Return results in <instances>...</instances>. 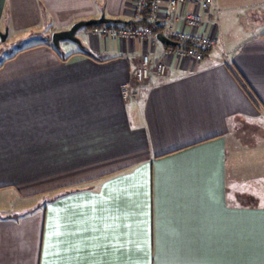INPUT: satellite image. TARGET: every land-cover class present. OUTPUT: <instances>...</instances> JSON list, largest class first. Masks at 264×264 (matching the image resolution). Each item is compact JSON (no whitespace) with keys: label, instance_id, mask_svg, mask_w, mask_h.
I'll return each instance as SVG.
<instances>
[{"label":"crops","instance_id":"0c3cea01","mask_svg":"<svg viewBox=\"0 0 264 264\" xmlns=\"http://www.w3.org/2000/svg\"><path fill=\"white\" fill-rule=\"evenodd\" d=\"M133 2L0 0V264H264V205L240 201L264 169V0L183 5L217 41L199 63L92 27L53 47L133 27ZM144 54L166 73L134 98Z\"/></svg>","mask_w":264,"mask_h":264},{"label":"built area","instance_id":"2783aa9c","mask_svg":"<svg viewBox=\"0 0 264 264\" xmlns=\"http://www.w3.org/2000/svg\"><path fill=\"white\" fill-rule=\"evenodd\" d=\"M163 0H151L148 4L147 22L156 23L160 28V33L169 39L185 44L187 47H169V52L179 59H188L199 63L204 58V53L217 48L215 38L203 34L201 31L202 19L197 12H187L181 14L180 8L183 5H191L207 12L212 6L213 0H166V11H161ZM146 0H134L132 11L134 19L137 21L141 17L142 10L146 6ZM182 20L187 30L178 31L175 23ZM93 33L97 35L109 36L118 39L121 42L132 40L147 41L156 40L155 33L149 27H130L118 25H98L93 27ZM222 61L226 58L222 56ZM166 65L163 62H153L149 55H142L134 63L132 71L133 90L130 93L132 97L137 98V88L148 79L155 76L164 77Z\"/></svg>","mask_w":264,"mask_h":264},{"label":"rangeland","instance_id":"374dc122","mask_svg":"<svg viewBox=\"0 0 264 264\" xmlns=\"http://www.w3.org/2000/svg\"><path fill=\"white\" fill-rule=\"evenodd\" d=\"M239 27L241 30L243 29L242 25H239ZM246 29H248V27H246ZM6 47L7 44L4 47L5 53L7 52L6 50H8ZM241 131H243V133H248L252 139V141H250V138H243L242 140L249 143H254L255 133H258L254 127H244ZM246 161H248L247 166L242 168L240 171L241 176L245 179V181H243L245 183L242 187L245 190V194L240 197V201L242 203L250 204L251 206L264 205V169L260 168V164L258 161H255L253 157H250Z\"/></svg>","mask_w":264,"mask_h":264},{"label":"water","instance_id":"95a60500","mask_svg":"<svg viewBox=\"0 0 264 264\" xmlns=\"http://www.w3.org/2000/svg\"><path fill=\"white\" fill-rule=\"evenodd\" d=\"M106 24H111V25H125L126 23L122 20L119 19H109L104 17V15H101L97 19H91V20H86V21H78L71 25L67 30L63 31H56L51 34V43L54 48H59V43L61 41H70L73 43H76L77 45L80 46V41L76 37V32L81 29V28H88V27H93V26H98V25H106ZM6 38V33L1 34L0 33V39L1 41H4ZM156 40L164 45L165 47H181L182 44L178 43L176 41H173L163 35L162 33H156L155 35Z\"/></svg>","mask_w":264,"mask_h":264},{"label":"trees","instance_id":"16d2710c","mask_svg":"<svg viewBox=\"0 0 264 264\" xmlns=\"http://www.w3.org/2000/svg\"><path fill=\"white\" fill-rule=\"evenodd\" d=\"M150 1L151 0H146L147 4L144 7V9L142 10L140 19L133 22V23H130V25L133 27H149L152 30V32H154L156 34V33H159L161 31L159 26L156 23H148L147 22L148 4ZM93 27H95V26H93ZM185 47H187V46L185 44H183L182 48H185Z\"/></svg>","mask_w":264,"mask_h":264},{"label":"snow or ice","instance_id":"6c2138e0","mask_svg":"<svg viewBox=\"0 0 264 264\" xmlns=\"http://www.w3.org/2000/svg\"><path fill=\"white\" fill-rule=\"evenodd\" d=\"M139 264H161V262H159V261H151V262L143 261V262H139Z\"/></svg>","mask_w":264,"mask_h":264}]
</instances>
